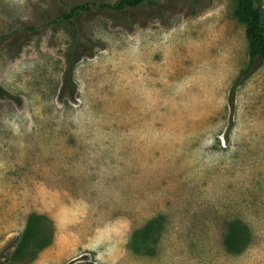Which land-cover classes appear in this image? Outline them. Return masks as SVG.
I'll use <instances>...</instances> for the list:
<instances>
[{"label":"rangeland","instance_id":"374dc122","mask_svg":"<svg viewBox=\"0 0 264 264\" xmlns=\"http://www.w3.org/2000/svg\"><path fill=\"white\" fill-rule=\"evenodd\" d=\"M88 1L118 0H0V264H264V59L233 111L237 0L81 11L66 77L57 17Z\"/></svg>","mask_w":264,"mask_h":264},{"label":"trees","instance_id":"16d2710c","mask_svg":"<svg viewBox=\"0 0 264 264\" xmlns=\"http://www.w3.org/2000/svg\"><path fill=\"white\" fill-rule=\"evenodd\" d=\"M151 0H118L115 3L100 4L97 1H88L84 4H75L69 11L61 14L57 17L58 20H65L74 27V41L70 45L68 52L69 67L66 73V77L72 76V71L76 63L81 59L82 54L81 47L86 44L84 34L76 28L77 15L81 11H90L93 7H104L110 9L116 13H124L130 8H135L141 4ZM238 2V16L244 22L246 26V36L248 40V53L249 60L245 68H243L233 81L229 102L234 111L235 98L238 88L243 85L248 78L251 77L256 69V60L258 58L264 59V0H237ZM35 25L30 24L24 26L27 30H34ZM0 38H2L0 36ZM65 85V84H64ZM63 85V87H64ZM3 92L0 86V93ZM233 122L230 123L227 131V138L230 137V133L233 129ZM39 215L35 216L38 218ZM34 229L28 227L24 233V237L18 246L17 252H20L26 248L28 237L32 234ZM252 240V234L247 224L240 220L231 221L228 225V231L225 234L224 242L227 249L230 252L240 253L244 251ZM71 264V263H69Z\"/></svg>","mask_w":264,"mask_h":264}]
</instances>
